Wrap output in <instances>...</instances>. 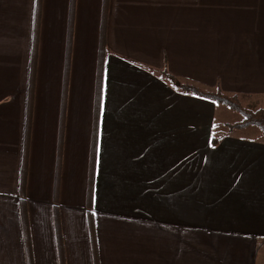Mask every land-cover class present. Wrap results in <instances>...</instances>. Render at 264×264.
I'll use <instances>...</instances> for the list:
<instances>
[{
    "label": "crops",
    "instance_id": "crops-1",
    "mask_svg": "<svg viewBox=\"0 0 264 264\" xmlns=\"http://www.w3.org/2000/svg\"><path fill=\"white\" fill-rule=\"evenodd\" d=\"M37 1L0 0L1 255L28 264L20 212L27 139L34 264H60L56 211L67 264H258L264 134L226 133L212 146L218 105L180 90L161 70L182 83L221 86L249 104L263 98L264 0H110L93 224L87 191L103 0H76L72 14L71 0H42L28 133ZM239 2L259 5L238 12L237 20L252 19L247 25H226ZM70 14L73 57L58 161Z\"/></svg>",
    "mask_w": 264,
    "mask_h": 264
},
{
    "label": "trees",
    "instance_id": "trees-1",
    "mask_svg": "<svg viewBox=\"0 0 264 264\" xmlns=\"http://www.w3.org/2000/svg\"><path fill=\"white\" fill-rule=\"evenodd\" d=\"M75 5H76V0H71V14L73 13V7L75 9ZM41 8H42V0H38L36 7V18H35L34 53L32 58V67H31L30 83H29V103H28V120H27L28 133L31 126L32 101H33L34 88L36 84V73H37L36 51L40 37ZM109 12H110V0H103L102 25L100 32L99 54H98V71H97V80H96V89H95L94 134L92 139V153L90 160L88 191H87L88 217L92 224H93V199H94V188L96 182V166H97L96 159H97L98 127H99L100 110H101L102 96H103L105 61L110 52L108 45ZM71 14H70V20L67 30L64 82H63L62 105H61V116H60L61 118H60L59 139H58V161L61 159V155L64 147L66 112L68 106L69 77L72 68V57H73L74 20ZM161 74L165 77L170 78L177 88H179L180 90L186 93L193 94L197 97L210 100L218 104L226 105L231 109L241 113L243 115L242 122L231 124V127H235V126L244 127V126L256 125L260 128L261 132L264 134V107H258L254 109L249 106H246L238 94L228 93L221 86H218V88L216 89H206L204 87H201L200 85L182 83L177 79L176 76L170 73L167 68L162 69ZM221 138L222 137L214 136L212 134L211 145L212 146L217 145L218 142L221 140ZM25 145H26V150L24 153V166L22 170V179H21L20 212L24 226L27 262L28 264H34L32 245L29 235V224H28L29 203L28 200L26 199V194H25V182L27 178V159H28L27 139ZM56 228L58 231L59 263L67 264L64 236L62 234L61 222L57 211H56Z\"/></svg>",
    "mask_w": 264,
    "mask_h": 264
},
{
    "label": "rangeland",
    "instance_id": "rangeland-1",
    "mask_svg": "<svg viewBox=\"0 0 264 264\" xmlns=\"http://www.w3.org/2000/svg\"><path fill=\"white\" fill-rule=\"evenodd\" d=\"M131 8L133 7V4L136 3H128ZM169 4V3H168ZM204 5L207 3H203ZM236 5L231 4V8H229V13L233 16L229 19L226 18L225 23L226 25H234V26H243L247 25L251 20L249 21H242L237 20L235 17L238 15V12H244L245 15H248L249 11L255 12L256 6L259 5L258 2H239L235 3ZM194 5V3L185 2L182 3L180 6L189 8L190 6ZM242 6V8H235V6ZM217 25H225L221 20L217 22ZM261 36H264V33H262ZM203 87V86H202ZM205 88V87H204ZM243 101V103L246 106H249L251 108H258V107H264V97L263 98H257L255 100V103L249 104L250 102L248 99H245L244 97H240ZM215 103V102H214ZM215 105H218V110L216 113V123L215 127L212 129L213 135L218 137H223L224 134L228 133L229 136H239V137H252L256 136L259 133H262L260 128L256 125H250V126H244V127H231V124L240 123L243 120V115L230 107L215 103ZM226 123V124H225ZM263 134V133H262ZM0 264H9L6 257H3L0 252ZM258 264H264V246L260 250V256L258 258Z\"/></svg>",
    "mask_w": 264,
    "mask_h": 264
}]
</instances>
